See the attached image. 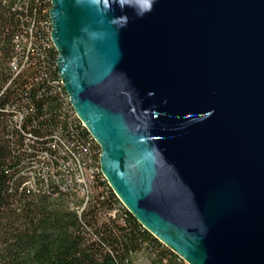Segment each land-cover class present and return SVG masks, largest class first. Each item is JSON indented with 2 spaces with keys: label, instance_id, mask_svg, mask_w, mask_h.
<instances>
[{
  "label": "water",
  "instance_id": "1",
  "mask_svg": "<svg viewBox=\"0 0 264 264\" xmlns=\"http://www.w3.org/2000/svg\"><path fill=\"white\" fill-rule=\"evenodd\" d=\"M52 0L56 66L126 210L186 264H264V0Z\"/></svg>",
  "mask_w": 264,
  "mask_h": 264
},
{
  "label": "trees",
  "instance_id": "2",
  "mask_svg": "<svg viewBox=\"0 0 264 264\" xmlns=\"http://www.w3.org/2000/svg\"><path fill=\"white\" fill-rule=\"evenodd\" d=\"M50 8L51 0H0V264H136L140 252L149 264H186L123 207L102 173L85 196L44 173L84 157L87 144L99 160L57 73Z\"/></svg>",
  "mask_w": 264,
  "mask_h": 264
},
{
  "label": "bare ground",
  "instance_id": "3",
  "mask_svg": "<svg viewBox=\"0 0 264 264\" xmlns=\"http://www.w3.org/2000/svg\"><path fill=\"white\" fill-rule=\"evenodd\" d=\"M51 2H52V0H51ZM50 25H51V23H50ZM50 39H51V32H50ZM61 84H62V82H61ZM67 100L69 102V96H68ZM69 104H70V102H69ZM74 113H75V111H74ZM75 115H76V113H75ZM76 117H77V115H76ZM78 120H79V118H78ZM82 125H83V123H82ZM91 137H92V135H91ZM92 140L97 145V147H98L97 150L100 151L99 146H98L97 142L95 141V139H92ZM98 159H99V157H98ZM98 162H99V160L97 161V164H98L97 165V173H102L101 166L99 165ZM71 165L75 168V176H72L73 185L71 183L69 184V181H68V176L70 175V168L69 167ZM84 168H85V165H84V163H82L81 158L73 156L68 161H65L62 164H59L58 168H56V166H54L53 169L45 167L43 170H44V173L50 174L51 178L53 179L52 182H54V184H56L59 187V189H61L63 191H71V190H74V187H75V191H77L80 195L85 196L87 194L88 190L84 191V184L80 183V181H79V179H84L86 177ZM56 172H58V173H56ZM29 182H30L29 185L32 188H34L35 182L33 181V179H31Z\"/></svg>",
  "mask_w": 264,
  "mask_h": 264
},
{
  "label": "built area",
  "instance_id": "4",
  "mask_svg": "<svg viewBox=\"0 0 264 264\" xmlns=\"http://www.w3.org/2000/svg\"><path fill=\"white\" fill-rule=\"evenodd\" d=\"M91 138L94 139L93 137ZM87 145H88L87 147L83 148L84 157L81 158L82 163H84L86 167V177L84 179H79L80 183L84 184V191L86 190L90 191V186L93 181L92 180L93 175L97 173V165H96V157H95L97 156L96 155L97 151L92 150V148L90 147V144H87ZM98 152H99L98 157H100L101 150ZM69 168H70V175L68 176V181H69V184L71 183L73 185L72 176H75V168L72 165ZM74 191H75V187H74Z\"/></svg>",
  "mask_w": 264,
  "mask_h": 264
},
{
  "label": "rangeland",
  "instance_id": "5",
  "mask_svg": "<svg viewBox=\"0 0 264 264\" xmlns=\"http://www.w3.org/2000/svg\"><path fill=\"white\" fill-rule=\"evenodd\" d=\"M135 263L149 264V257L144 252L137 253L135 257Z\"/></svg>",
  "mask_w": 264,
  "mask_h": 264
},
{
  "label": "clouds",
  "instance_id": "6",
  "mask_svg": "<svg viewBox=\"0 0 264 264\" xmlns=\"http://www.w3.org/2000/svg\"><path fill=\"white\" fill-rule=\"evenodd\" d=\"M150 6V0H149V5L148 6H146V7H149Z\"/></svg>",
  "mask_w": 264,
  "mask_h": 264
}]
</instances>
